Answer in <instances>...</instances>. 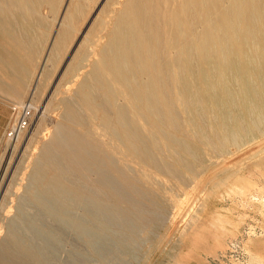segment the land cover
Returning a JSON list of instances; mask_svg holds the SVG:
<instances>
[{"label": "bare ground", "instance_id": "1", "mask_svg": "<svg viewBox=\"0 0 264 264\" xmlns=\"http://www.w3.org/2000/svg\"><path fill=\"white\" fill-rule=\"evenodd\" d=\"M94 1L67 0L58 14L61 0H0L4 34L10 14L31 25L41 21L38 7H48L54 16V35L31 92L36 94L49 73L46 63L60 62L55 50L71 42ZM108 3L98 4L62 74L73 78L64 80L60 105L77 121L70 103L75 98L92 126L59 141L65 126L57 122L51 138L40 136L42 149L87 142L125 180L132 175L151 182L156 177L148 168L171 174L181 165L192 170V159L186 158L196 160L194 146L212 157L235 152L264 133V0H113L118 6L109 21L102 17ZM39 41L40 35L17 33L4 46H11L15 66H23V56L37 57ZM38 106L43 113L48 109V103ZM56 138V146L47 144ZM249 146L242 155L263 153L264 142ZM61 174L59 167L33 169L16 205L19 214L2 216L7 235L1 241L21 246L42 264H82L94 257L127 264L123 248L133 244L130 233L139 222L136 226L126 211L119 215L110 203L71 188Z\"/></svg>", "mask_w": 264, "mask_h": 264}, {"label": "rangeland", "instance_id": "2", "mask_svg": "<svg viewBox=\"0 0 264 264\" xmlns=\"http://www.w3.org/2000/svg\"><path fill=\"white\" fill-rule=\"evenodd\" d=\"M95 1L90 3L87 17L74 32L71 42L55 50L61 58L60 62L46 63L45 68L49 66L50 71L43 76L44 81H37L36 94L30 89L43 67L54 35L53 14L46 6L38 7L37 16L41 21L37 25L26 24L10 14L8 31L5 34L0 31V264L40 263L41 258L25 255L21 246L12 244L8 239L1 241V236L7 235L3 217L6 212L19 214L16 205L24 196L22 194L32 180L36 166L61 168V180L65 184L110 203L119 215L126 211V215L136 220V226L139 222L135 231L138 235L134 231L130 233V237H134L132 247L125 245L123 248L127 264H264V150L255 157L248 153L242 155L252 143L264 142V133L256 135L255 139L252 138L254 140L250 138L251 143L248 141L235 152L231 149L212 157L204 149L194 146V151L200 149L197 150L196 160L186 158L189 162L188 158L192 159L193 164L189 163L192 170L181 165L171 174L148 168L152 178L156 177L151 182H141L138 176L132 175L125 180L87 142L83 143L85 146L78 141V144L62 146L50 152L42 149L41 137L51 138L57 122L65 126L62 135L57 137H60L59 141L63 135L81 134L92 126V121L85 118L83 110L76 106L75 98H71L70 103L77 111V121L67 117L66 107L60 102L66 95L63 92L66 89L64 80L73 78L69 73L66 79H62V74L101 2ZM61 2L58 14H61L67 0ZM114 6L118 5L109 0L102 12L105 20L111 18ZM43 17L45 22H42ZM26 32L32 36L40 35L37 57L23 56L19 60L24 63L23 66H15L14 53L9 50L10 45L4 46L5 39L8 41V37ZM98 33L102 34L100 30ZM24 53L26 56L35 54L31 51ZM43 103H48L44 113V107L41 111L37 109ZM26 108L30 114L23 120L25 126L10 135V127L20 119L16 117L22 116ZM35 132L40 134L37 136ZM18 136L20 138L16 141ZM57 138L47 144L56 146L59 142ZM218 180L221 181L216 183ZM71 248L69 243L67 249ZM67 249L63 257L68 254ZM97 258L86 259L82 264H112Z\"/></svg>", "mask_w": 264, "mask_h": 264}, {"label": "built area", "instance_id": "3", "mask_svg": "<svg viewBox=\"0 0 264 264\" xmlns=\"http://www.w3.org/2000/svg\"><path fill=\"white\" fill-rule=\"evenodd\" d=\"M30 114L29 113V109L26 108L23 112L22 116H17L16 118H20L17 122H15L14 124H12V126L10 127V135H13L15 132L19 131V129L22 126H25L26 122H24V118H26V116Z\"/></svg>", "mask_w": 264, "mask_h": 264}]
</instances>
